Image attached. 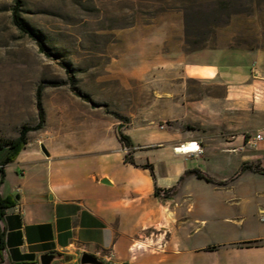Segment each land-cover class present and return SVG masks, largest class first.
<instances>
[{"label": "crops", "instance_id": "1", "mask_svg": "<svg viewBox=\"0 0 264 264\" xmlns=\"http://www.w3.org/2000/svg\"><path fill=\"white\" fill-rule=\"evenodd\" d=\"M172 63L179 68L157 72L167 85L140 86L162 117L128 113L121 124L134 164L124 162L128 149L118 142L62 154L45 147L42 165L17 167L20 175L4 169L0 198L9 206L0 211V264H39L49 252L60 255L55 264H77L84 252L105 264H264V173L242 169L264 170V51L205 48ZM185 81L205 94L186 98ZM182 120L192 126L155 127ZM140 128L136 139L130 131ZM256 134L263 139L251 147ZM190 142L201 153L174 151ZM155 150H165L159 175L149 159ZM205 154L222 157L223 175L186 163ZM193 170L214 182L187 174Z\"/></svg>", "mask_w": 264, "mask_h": 264}, {"label": "rangeland", "instance_id": "2", "mask_svg": "<svg viewBox=\"0 0 264 264\" xmlns=\"http://www.w3.org/2000/svg\"><path fill=\"white\" fill-rule=\"evenodd\" d=\"M17 2L45 50L12 23ZM205 48L264 51V0H0V139L16 140L22 126L37 123L39 86L46 125L29 132L28 144L12 154L0 149V178L6 168L20 175L17 167L42 165L39 139L59 154L118 145L110 118L117 128L129 121L128 113L162 117L140 86L167 85L159 70L179 68L173 59ZM182 84L186 98L205 94L193 81ZM164 125L192 126L186 120L155 123L159 132ZM143 129L130 133L137 139ZM149 155L159 175L165 150ZM221 159L205 154L186 163L217 177Z\"/></svg>", "mask_w": 264, "mask_h": 264}, {"label": "trees", "instance_id": "3", "mask_svg": "<svg viewBox=\"0 0 264 264\" xmlns=\"http://www.w3.org/2000/svg\"><path fill=\"white\" fill-rule=\"evenodd\" d=\"M12 23L16 26V28L21 31L23 34L33 38L34 40L38 41V44L42 50H45V47L43 46L42 42L40 41L39 37L30 29V27L24 22V20L21 18L19 14V7H18V2L16 3L15 7L13 8L12 11ZM41 91H42V86H39L36 90V96H35V106L37 110V118L38 121L34 125H24L20 128L19 130V135L16 140L12 139H0V149L3 148H8L10 151L9 153L12 154V152L15 150V148L18 145H26L28 144L27 141V135L29 132H35L43 129L45 125V117H44V112L42 109V103H41ZM79 97H81L84 101H88L87 98L83 97L81 94H77ZM108 113V112H107ZM115 119H118L119 121L124 120L125 118L120 116L117 113H110ZM117 132V139L118 142L122 145V147L128 149L127 154L124 156V162L125 163H130L134 164V160L132 158V150L131 148L133 147V143L131 139L122 132V125H119L116 128ZM145 168L149 169L152 172V167L149 164L144 165ZM244 170L248 169L250 171L254 172H259V173H264V170L259 167V165H254V166H248L244 165L243 168ZM193 174L199 179H203L207 182H214L213 179L204 176L199 170H193L191 172H187V174ZM183 180V177L180 179ZM174 188L165 190L164 196L169 197L173 192ZM161 190L158 188H155L154 194L156 196H159ZM9 206V202H6L0 198V211L2 212L6 207Z\"/></svg>", "mask_w": 264, "mask_h": 264}, {"label": "water", "instance_id": "4", "mask_svg": "<svg viewBox=\"0 0 264 264\" xmlns=\"http://www.w3.org/2000/svg\"><path fill=\"white\" fill-rule=\"evenodd\" d=\"M41 150L45 155H48L45 147L41 145ZM103 182L108 183L106 180ZM60 258V255L55 252L44 253L39 256V264H53L56 260ZM80 264H105L101 259L98 257L84 252L81 254L79 259ZM122 264H129V263H122Z\"/></svg>", "mask_w": 264, "mask_h": 264}, {"label": "built area", "instance_id": "5", "mask_svg": "<svg viewBox=\"0 0 264 264\" xmlns=\"http://www.w3.org/2000/svg\"><path fill=\"white\" fill-rule=\"evenodd\" d=\"M262 139H263L262 135L256 134L254 137H251L247 140V144L251 147H254V146H256L257 142L261 141ZM186 144H190V145L195 144V146L185 150L184 144H181V145L177 146L176 148H174V151L177 153H191V154L201 153V149H200L199 145L196 144V142H190V143H186ZM233 151H236V149H234Z\"/></svg>", "mask_w": 264, "mask_h": 264}, {"label": "bare ground", "instance_id": "6", "mask_svg": "<svg viewBox=\"0 0 264 264\" xmlns=\"http://www.w3.org/2000/svg\"><path fill=\"white\" fill-rule=\"evenodd\" d=\"M189 148H192V147H189ZM188 148H185V150H187Z\"/></svg>", "mask_w": 264, "mask_h": 264}]
</instances>
